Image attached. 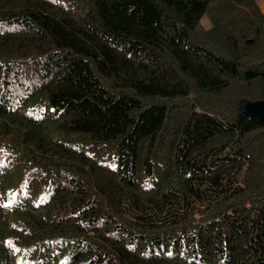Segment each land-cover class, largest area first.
<instances>
[{
  "label": "trees",
  "instance_id": "obj_1",
  "mask_svg": "<svg viewBox=\"0 0 264 264\" xmlns=\"http://www.w3.org/2000/svg\"><path fill=\"white\" fill-rule=\"evenodd\" d=\"M259 102L256 0H0V264H264Z\"/></svg>",
  "mask_w": 264,
  "mask_h": 264
},
{
  "label": "water",
  "instance_id": "obj_2",
  "mask_svg": "<svg viewBox=\"0 0 264 264\" xmlns=\"http://www.w3.org/2000/svg\"><path fill=\"white\" fill-rule=\"evenodd\" d=\"M250 107H254V112H253V115H249L251 117H255L257 119H260V120H264V103H256V104H253L247 108H250ZM259 114V115H258Z\"/></svg>",
  "mask_w": 264,
  "mask_h": 264
},
{
  "label": "rangeland",
  "instance_id": "obj_3",
  "mask_svg": "<svg viewBox=\"0 0 264 264\" xmlns=\"http://www.w3.org/2000/svg\"><path fill=\"white\" fill-rule=\"evenodd\" d=\"M201 26L204 28V29H208L211 24L209 22V20L207 19L206 16L202 17L201 19ZM245 112L249 115H253V112H254V107H250V108H246ZM259 115V114H258Z\"/></svg>",
  "mask_w": 264,
  "mask_h": 264
},
{
  "label": "crops",
  "instance_id": "obj_4",
  "mask_svg": "<svg viewBox=\"0 0 264 264\" xmlns=\"http://www.w3.org/2000/svg\"><path fill=\"white\" fill-rule=\"evenodd\" d=\"M258 7L262 13H264V0H256Z\"/></svg>",
  "mask_w": 264,
  "mask_h": 264
}]
</instances>
